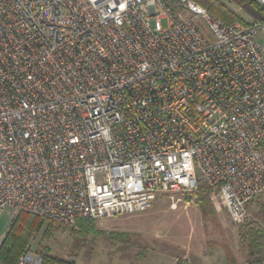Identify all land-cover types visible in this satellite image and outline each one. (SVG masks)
Instances as JSON below:
<instances>
[{"label": "built area", "instance_id": "obj_1", "mask_svg": "<svg viewBox=\"0 0 264 264\" xmlns=\"http://www.w3.org/2000/svg\"><path fill=\"white\" fill-rule=\"evenodd\" d=\"M261 31L193 0H0V213L77 228L204 184L235 225L250 221L264 195Z\"/></svg>", "mask_w": 264, "mask_h": 264}, {"label": "rangeland", "instance_id": "obj_2", "mask_svg": "<svg viewBox=\"0 0 264 264\" xmlns=\"http://www.w3.org/2000/svg\"><path fill=\"white\" fill-rule=\"evenodd\" d=\"M162 24L167 27L166 21ZM257 41L264 45V31L259 32ZM212 202L215 213L207 216L187 194L175 196V200L161 196L144 213L95 221L102 233L100 237L77 240L71 233L78 228L56 224L51 238H44V226L29 248L34 252L45 249L69 264H228L229 258H235L237 264H247V250L241 246L238 225L232 222L216 191ZM248 209L251 220L246 224L255 231L264 229V196L254 200ZM15 216L13 210L0 213V241ZM113 233L128 234L127 243L113 241ZM260 242L264 251V240Z\"/></svg>", "mask_w": 264, "mask_h": 264}, {"label": "trees", "instance_id": "obj_3", "mask_svg": "<svg viewBox=\"0 0 264 264\" xmlns=\"http://www.w3.org/2000/svg\"><path fill=\"white\" fill-rule=\"evenodd\" d=\"M166 1L170 2L173 7L176 5V0ZM193 1L227 24L240 23L248 26L251 22L245 16L254 19L255 22L264 23V7L256 0ZM214 192L213 188L201 184L195 192L187 195L188 198L196 200L204 215L211 216L215 213L212 202ZM95 221L92 219L79 220L78 230H73L71 234L75 239L83 241L90 236L100 237L102 233L97 230ZM46 222L48 223L47 225ZM246 223L238 225V232L241 246L247 250V264H264L263 243L260 242V240H264V229L259 228L255 231L249 223ZM56 224L25 212L16 214L0 245V264H18L20 257L30 250V242L33 237L46 226L44 238H51ZM128 237L129 235L125 233H113L111 239L115 242L126 244ZM36 253L42 258L43 264H69L52 257L45 249L38 250ZM228 264H237V261L235 258H229Z\"/></svg>", "mask_w": 264, "mask_h": 264}, {"label": "crops", "instance_id": "obj_4", "mask_svg": "<svg viewBox=\"0 0 264 264\" xmlns=\"http://www.w3.org/2000/svg\"><path fill=\"white\" fill-rule=\"evenodd\" d=\"M264 196V195H263ZM251 204V203H250ZM250 204H249V206H250ZM248 206V207H249ZM249 210V209H248ZM4 237H5V235L3 236V238H2V240L0 241V245H1V243H2V241H3V239H4Z\"/></svg>", "mask_w": 264, "mask_h": 264}]
</instances>
